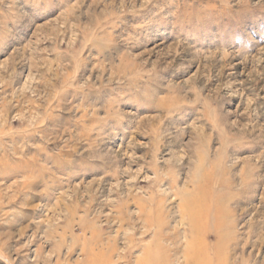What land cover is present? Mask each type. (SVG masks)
I'll return each mask as SVG.
<instances>
[{
    "label": "rangeland",
    "instance_id": "374dc122",
    "mask_svg": "<svg viewBox=\"0 0 264 264\" xmlns=\"http://www.w3.org/2000/svg\"><path fill=\"white\" fill-rule=\"evenodd\" d=\"M199 237L264 264V0H0V264Z\"/></svg>",
    "mask_w": 264,
    "mask_h": 264
},
{
    "label": "bare ground",
    "instance_id": "6f19581e",
    "mask_svg": "<svg viewBox=\"0 0 264 264\" xmlns=\"http://www.w3.org/2000/svg\"><path fill=\"white\" fill-rule=\"evenodd\" d=\"M191 211L193 213L195 211L196 213L200 212L202 216H206L207 214V208L202 202L193 206ZM200 226H202V223ZM190 247L192 248L189 252L190 254L188 253V255L185 256L183 264H228V258L222 255L223 248H217V257L211 255V246L206 237H199L198 239L193 238Z\"/></svg>",
    "mask_w": 264,
    "mask_h": 264
}]
</instances>
